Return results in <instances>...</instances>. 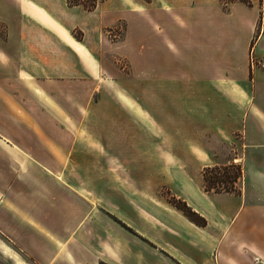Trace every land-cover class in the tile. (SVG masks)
<instances>
[{
    "label": "crops",
    "instance_id": "0c3cea01",
    "mask_svg": "<svg viewBox=\"0 0 264 264\" xmlns=\"http://www.w3.org/2000/svg\"><path fill=\"white\" fill-rule=\"evenodd\" d=\"M111 1L0 0V237L31 264H264L260 0ZM117 22L110 77L91 38ZM228 155L240 193L206 191Z\"/></svg>",
    "mask_w": 264,
    "mask_h": 264
},
{
    "label": "rangeland",
    "instance_id": "374dc122",
    "mask_svg": "<svg viewBox=\"0 0 264 264\" xmlns=\"http://www.w3.org/2000/svg\"><path fill=\"white\" fill-rule=\"evenodd\" d=\"M220 4L226 8L228 7L232 2H242L246 5H251L252 1L251 0H219ZM101 3V2H100ZM118 1H111L110 2V6L111 7H116L118 5ZM82 20H85V22H88L90 24L94 23V19L92 17H87V18H81ZM83 23V22H82ZM123 27H124V23L123 22H117L115 23L113 26L111 27H107V28H103L101 31L103 33V39H104V48L100 49V27L96 28V33L93 36V38H91L92 43L97 46L98 50L94 51L96 53V55H98V57L101 56V60L94 63V62H88L89 63V68H95V69H101V72L104 73L103 75H108L110 77L113 76V74H115L116 72L118 73L119 70L123 69V72H128V63L126 60H124L123 58H118L116 55H114L113 53H111L112 48L110 47L111 42L114 39H119L120 33L123 32ZM264 0H260V18L259 21L255 27L254 33H253V37L251 40V49H250V54H249V65H250V72L252 74L253 70H256L258 68H263L264 69V56H258L256 55V49H253L254 47L257 48L258 45L257 41L258 39H260L262 37V34L264 33ZM6 31V28L4 27V25L0 22V35H4ZM83 31L81 29V27L79 25H77L76 28L72 29V35L75 39L79 38H83ZM244 39V37H243ZM242 41V40H241ZM263 42L264 43V38L262 37L260 40V43ZM92 45V44H91ZM94 45V46H95ZM93 46V45H92ZM91 46V47H92ZM101 51V54H100ZM100 59V58H99ZM69 65V64H68ZM94 65V66H93ZM121 71V72H122ZM236 120V119H235ZM235 124V123H234ZM233 127H237V130L234 132L236 134V137L240 136V126H233ZM236 129V128H234ZM230 157V155L225 156L223 159V163L217 164L219 166H227L230 164H235L236 167H241L242 169V164L240 163H228L225 162L226 159ZM209 166H216V165H209ZM204 169V168H203ZM236 171V168H229V174L234 175V171ZM203 173V171H202ZM243 173V172H242ZM221 178H223L222 175H220ZM241 183H242V174L241 176L235 181L232 182L230 180V182L228 184L226 183H222L220 185L222 186H230L234 189V191H232L231 193H240L241 191ZM203 184H204V180H203ZM162 195H164L169 201L172 200V198H175V196H173L171 194V192L165 188H163L162 190H160ZM221 192H228V191H221ZM171 202V201H170ZM172 203V202H171ZM173 204V203H172ZM0 264H31L29 262V260H27L26 258H24L21 254H19V252L17 251L16 248H11L9 246L6 245V243L2 240V238L0 237Z\"/></svg>",
    "mask_w": 264,
    "mask_h": 264
},
{
    "label": "trees",
    "instance_id": "16d2710c",
    "mask_svg": "<svg viewBox=\"0 0 264 264\" xmlns=\"http://www.w3.org/2000/svg\"><path fill=\"white\" fill-rule=\"evenodd\" d=\"M103 1L105 0H67V3L69 6L81 5L87 10H93L94 8H96L99 2H103ZM229 168H236V171L233 170L235 173L234 175L231 174L228 175ZM241 174H242L241 167H236L235 164H230L227 166H219V165L205 166L203 169L204 188L206 191L232 192L234 191L232 187L226 185L222 186L220 184L222 183L228 184L230 180L232 182H235L241 176ZM220 175H222L223 178H221ZM170 201L176 207L184 211V213L188 217H190L193 221L200 224H203L205 222V220L198 213L192 210V208L188 206V204L182 199L175 197L172 198V200Z\"/></svg>",
    "mask_w": 264,
    "mask_h": 264
},
{
    "label": "bare ground",
    "instance_id": "6f19581e",
    "mask_svg": "<svg viewBox=\"0 0 264 264\" xmlns=\"http://www.w3.org/2000/svg\"><path fill=\"white\" fill-rule=\"evenodd\" d=\"M74 44V43H73ZM80 46V45H79Z\"/></svg>",
    "mask_w": 264,
    "mask_h": 264
}]
</instances>
